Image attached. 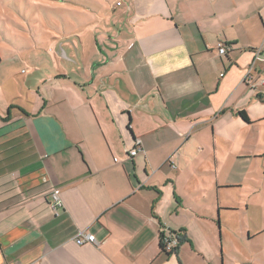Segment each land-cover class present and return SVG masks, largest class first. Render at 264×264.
<instances>
[{"label": "crops", "instance_id": "1", "mask_svg": "<svg viewBox=\"0 0 264 264\" xmlns=\"http://www.w3.org/2000/svg\"><path fill=\"white\" fill-rule=\"evenodd\" d=\"M117 3L123 39L82 56L60 43L71 68L0 114V264H236V234L264 232L242 229L264 221V85L245 82L259 50L264 79V0ZM162 229L182 235L176 253Z\"/></svg>", "mask_w": 264, "mask_h": 264}, {"label": "rangeland", "instance_id": "2", "mask_svg": "<svg viewBox=\"0 0 264 264\" xmlns=\"http://www.w3.org/2000/svg\"><path fill=\"white\" fill-rule=\"evenodd\" d=\"M117 1L0 0V114L16 112L17 108L32 109L37 95L45 90L42 74L57 71L59 63L71 68L57 55L58 49L71 52L70 47L75 44L81 56L93 53L96 49L92 43L97 38L101 42L98 49L109 52L104 44L108 42L107 35L120 34L123 39L129 32L121 14L126 3ZM254 207L257 211L264 209V198L263 204ZM253 213L257 214L256 210ZM254 214L245 220L243 230L254 232L264 226V221ZM236 236L235 247L227 249L229 257L236 264H243L242 257L252 264H264V232L251 238L247 232Z\"/></svg>", "mask_w": 264, "mask_h": 264}, {"label": "built area", "instance_id": "3", "mask_svg": "<svg viewBox=\"0 0 264 264\" xmlns=\"http://www.w3.org/2000/svg\"><path fill=\"white\" fill-rule=\"evenodd\" d=\"M218 50L220 54H224L227 51V47L224 45L223 42H220L218 44ZM255 59L253 61V64L249 67L246 77H245V82L247 85L251 88H257L258 84L264 85V79L260 78V83H258V76L254 75V68H255V62L257 60H263L261 57L260 50L255 53ZM141 144L142 140L140 138H136L133 144V147L128 149V155L129 156H136L140 153L141 149ZM50 196L52 198V206L55 209H59L63 206V201L62 198L60 197L59 191L57 189H53L50 193ZM74 240L77 244L83 245L87 243H92V244H98V239L96 238L95 234L85 232V231H79L75 237ZM182 241V235L178 233H174L170 230L167 229H162L161 233V244L163 246V249L169 253L173 254L177 252V248L179 244Z\"/></svg>", "mask_w": 264, "mask_h": 264}, {"label": "trees", "instance_id": "4", "mask_svg": "<svg viewBox=\"0 0 264 264\" xmlns=\"http://www.w3.org/2000/svg\"><path fill=\"white\" fill-rule=\"evenodd\" d=\"M9 113H10V110H8V115L5 117L6 120H9L10 119L9 118ZM238 114L240 116H242L245 120H248V116H247V114H246L245 111H239Z\"/></svg>", "mask_w": 264, "mask_h": 264}]
</instances>
